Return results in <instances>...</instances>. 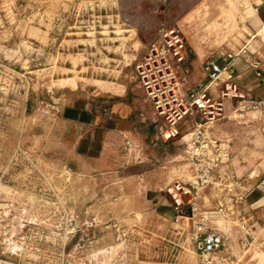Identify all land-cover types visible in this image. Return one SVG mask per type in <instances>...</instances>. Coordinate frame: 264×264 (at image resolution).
Returning <instances> with one entry per match:
<instances>
[{
	"label": "rangeland",
	"instance_id": "obj_1",
	"mask_svg": "<svg viewBox=\"0 0 264 264\" xmlns=\"http://www.w3.org/2000/svg\"><path fill=\"white\" fill-rule=\"evenodd\" d=\"M170 27L189 47L181 92L202 83L204 62L221 52L238 95L215 92L212 108L181 122V135L196 123L228 144V161L199 191L188 222L153 174L138 180L156 163L141 166L131 150L127 161L117 150L86 160L61 119L72 96L102 95L95 82L132 81L162 126L134 65ZM166 144L171 167L192 181L184 147ZM262 162L264 0H0V264H196L192 220L225 237L233 264H264Z\"/></svg>",
	"mask_w": 264,
	"mask_h": 264
},
{
	"label": "built area",
	"instance_id": "obj_2",
	"mask_svg": "<svg viewBox=\"0 0 264 264\" xmlns=\"http://www.w3.org/2000/svg\"><path fill=\"white\" fill-rule=\"evenodd\" d=\"M188 53L187 41L180 30L165 28L159 32L158 40L146 46L143 56L134 65L139 86L156 116L164 119L162 126L157 128L158 138L163 143L180 142L186 158L193 165L192 181L177 180L165 189L177 219L187 222L191 220L190 216L199 212L196 202L199 191L213 178L212 172L228 161V144L212 140L205 128L196 123L189 134L181 135V122L185 117L193 118L195 113L204 114L212 108L215 92L229 98L238 96L234 69L230 64L220 63L225 59L221 52L211 54L204 62V81L182 93L184 79L179 81L178 74L187 71ZM226 58L230 59L231 55ZM217 110L221 109L218 107ZM185 206L188 209H183ZM203 229V220H192L190 240L194 245L196 264H233L227 253L225 237Z\"/></svg>",
	"mask_w": 264,
	"mask_h": 264
},
{
	"label": "crops",
	"instance_id": "obj_3",
	"mask_svg": "<svg viewBox=\"0 0 264 264\" xmlns=\"http://www.w3.org/2000/svg\"><path fill=\"white\" fill-rule=\"evenodd\" d=\"M92 86H96L101 92L100 97L72 96L61 108V119L76 129L75 144L78 153L86 160H97L101 157L107 159L114 157L115 154L111 153L117 150V159L127 161L129 158L127 152L131 150L138 157L141 166L153 161L161 168L153 173L142 167V172L138 176V180L144 182L153 174L158 188L156 190L167 187L171 182L185 180L186 175L182 172V167H171L174 158L169 156L166 149L164 150L166 143L156 144L158 134L153 124L154 116L147 110L145 100H140L142 96L137 89L138 85L131 81L95 82ZM256 142L259 143V140ZM169 144L170 142L166 145ZM249 144L252 145L253 141ZM170 155H173V151ZM261 165H264V162ZM160 170H166L162 173L164 178L166 176L164 183L161 181L163 177H159ZM168 178H171V181L167 184Z\"/></svg>",
	"mask_w": 264,
	"mask_h": 264
}]
</instances>
